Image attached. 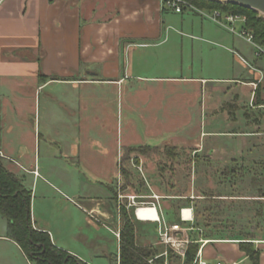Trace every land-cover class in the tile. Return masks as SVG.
Returning a JSON list of instances; mask_svg holds the SVG:
<instances>
[{"label":"crops","instance_id":"0c3cea01","mask_svg":"<svg viewBox=\"0 0 264 264\" xmlns=\"http://www.w3.org/2000/svg\"><path fill=\"white\" fill-rule=\"evenodd\" d=\"M184 11L177 13L164 10L160 0H0V157L5 166L16 175L20 173V170H24L27 174H33L35 178L41 177V168L37 164L36 157L35 160L30 159L29 151L36 149L37 142L40 143L42 139L45 145H51L47 142L55 143V134L50 126H56L57 122L60 126L57 133L62 130L71 131L69 126L77 128L78 125L72 123V125L66 123L62 125L60 121L52 117L51 111H44L42 120L44 122L41 126V118L39 117L38 121L36 114L34 115L32 111L33 107H36L38 96L44 91L48 92V99L54 97V100L60 101L59 106H67L66 111L72 115L75 100L69 95L70 92L82 90L79 99L80 110L85 111L97 105L95 99H92V93L87 94V91L96 87L106 90V95L101 98L100 109L104 114L101 127L107 134V141L93 142L99 145L101 158L105 156L101 161L98 157L95 158L97 166L93 169L98 175L93 173L94 176L99 177L100 174L102 179L107 181L113 177H119L122 151L128 146L179 145L195 147L201 151L204 140L212 137L214 138V145L211 147L213 151H218L220 148L223 152L222 136L225 134L216 128L217 115H219L216 111H221V107L216 106L210 109L204 103V93L208 88L206 86L212 78L196 77L190 73L186 75L152 74V71L158 67L156 63H152L154 60L152 53H157L160 48L166 46L169 41L168 36L170 39L172 36L181 38L184 35L181 30L185 27L184 19L176 28L172 21L175 15H182ZM193 11L197 13H191L196 14L195 16L201 15L199 17L202 20L210 19L205 12ZM201 28L192 29L194 34H190V37L198 41L206 37L205 31ZM171 30H174V35ZM195 57L196 55L193 54L192 58ZM175 64L183 73V64L178 66L176 60H173V68ZM193 64L192 61L188 65V71ZM255 71L260 74L259 77L249 72L248 79L233 77L212 83H236L240 92L248 88L251 100L254 98L255 89L252 84L257 81L259 84L264 79L263 69L256 68ZM59 92L66 97L58 98ZM261 92V98L264 99L263 84ZM201 95L204 100L201 101L199 111L202 114H206L209 110L213 111H210L208 125L205 123L207 130L201 134H204L203 143L199 140L200 142L196 144L191 142L193 133L198 132L195 123H192L194 115L192 112L196 108L195 100ZM237 96L239 94H236L235 98ZM130 100H133V106L139 111H148L149 117L140 114V119L145 125L146 136L143 137V132L135 127L132 137L127 141L123 136L120 123H116V116L124 113L120 110L121 108L123 110L125 102ZM113 101L117 102V109ZM177 106L181 109H175ZM177 111H180L178 116L182 115V122L179 128L174 129ZM74 112L76 114V111ZM31 122L34 124L31 125ZM161 124H169L171 128L166 132L172 135H168L167 139L161 138L158 144H151L150 142L159 141L158 127ZM79 129V141L70 145L72 155L76 152L80 155L82 150L78 145L83 142L81 133L88 130V127L80 124ZM54 130L56 131V128ZM116 133L119 137L121 135V139H118L117 143L114 140L108 142V137ZM151 138L154 140H150ZM167 141H171L172 144H168ZM85 144L82 148L86 157V153L89 152H86ZM89 170L91 171V168ZM111 174L113 176H110ZM157 189L158 191L153 192L154 195L160 197L165 194L160 192L159 188ZM55 192L65 196L59 188H56ZM109 201L93 199L91 211L99 216L98 218L110 222L108 225H113L115 221H110L113 213L109 209L111 205ZM157 208L162 221L138 219L137 237L144 245L161 247V255L164 260L166 259V264H178L167 254L170 249L168 244L161 240L160 226L170 227L179 223L181 230L172 234L179 240H187L189 244L190 232L195 230V211L192 205H182L181 208L193 209L194 221L178 222L173 220L175 215L169 209H161V206ZM33 225L37 229L47 231L46 228H40L34 222ZM118 229L121 234V227ZM112 232L117 236V256H119L121 237L117 235L119 234L117 229ZM199 237L201 246L196 260L200 258L208 264H251L247 254L240 248V240ZM9 240L23 252L16 242ZM87 242L89 245L94 243L88 239ZM254 243L262 250L260 264H264V240L256 239ZM99 245L102 244L99 243ZM56 246L87 264H95L72 249ZM100 253L98 256H101L102 260L109 259L105 249H102ZM24 256L27 258L25 253ZM108 261L109 263L106 264H112L111 258Z\"/></svg>","mask_w":264,"mask_h":264},{"label":"rangeland","instance_id":"374dc122","mask_svg":"<svg viewBox=\"0 0 264 264\" xmlns=\"http://www.w3.org/2000/svg\"><path fill=\"white\" fill-rule=\"evenodd\" d=\"M185 10L186 11H184L182 15H175L172 18V21H174V28H176V26L179 27L180 21L184 19L183 21L185 23V27L182 29L180 28L184 35H182L181 38L180 36L179 38L172 36L170 39L168 36L169 41L166 46L160 48L157 53H152V56H154L152 63H156V65H158L156 70L152 71V74L164 75L176 73L186 75L190 73L196 77H205L208 79L212 78V80L206 86L208 88H206V94L204 93V103H206L210 109H213L216 106L221 107V111H216V113H219V115H217L218 118L216 120V128L222 131H238V134H230L233 139L227 136L224 132L223 133L225 136H222L223 139L229 138L230 141L234 143L233 145L234 147L236 146L235 151L238 153V155L243 154V148L244 150H247L248 138L257 137L256 139L250 141L257 145V147L255 146L253 149L254 156H261L262 153H264V113L260 115V118H258L257 121H255L256 124L252 122L253 127H250L248 124L243 125V121H241L240 118L238 119L233 115L230 116V113L228 116V111H235L236 114L242 117V119L244 118L242 116V111L264 112V104L259 102L260 99L256 100L255 96L256 89L259 88L261 91L262 84L264 86V79L263 82H261L262 84L259 83L257 86L252 84L255 89L254 98L251 100L250 92L247 90L248 88H246V91L240 92V88L237 87L238 84L236 83H231V85L230 83L213 84L212 82L233 77H242L244 79H248L250 77L249 72L256 75V77H259L260 74L255 71V69L261 68L264 70V54L257 56L255 54L256 48L254 45L248 42L246 38L241 35L244 29L243 23H235L234 27L236 29L235 31H231L230 27L233 25L228 24L227 26L224 25V22L219 23L213 21L212 19L202 20L199 17L201 15L195 16L196 14L191 13L195 12L193 11L194 9H187L186 7ZM210 10L211 9H204V12L210 14L212 11ZM200 28L205 31L206 37H203L202 40L199 39V41L198 39L191 38L190 34H194L192 29L197 30ZM171 31L172 35H174V30ZM193 54L196 55L195 58H192ZM182 59L183 62H181ZM173 60H176L178 66L183 64V73L180 72V67L177 69V64H175L176 66L173 68ZM188 61L189 63H186ZM192 61L194 64L191 66L190 71H188V65ZM240 72H242V75ZM212 85L221 88L216 89L213 88L215 86ZM80 91L82 90H72L69 94L71 95L72 99L74 98L75 100V105L72 107V109L74 108L72 110V115L66 111L65 108L67 106H59L60 101L54 100V97L53 99H48V92L44 91L40 96H38L36 107L34 106L32 111L34 115L36 114L38 121L39 117L41 118V126H43L44 122L42 121L44 111H51L52 117L56 121H60L62 125L66 123L70 125L77 124L78 126L77 128L69 126L72 129L71 131L62 130L60 133H57L59 132L57 130H59L60 127L58 126V122L57 125L55 124L56 126H50L51 130H53L55 134V143L47 142L51 145H45L46 143L42 139L40 143L37 142L36 149H31L32 153L29 151V155H31L30 159L35 160L36 157L37 164L41 168L42 176L35 178L33 174H27L24 170H20V173L17 174V176L23 180V183L26 187L33 189L31 214L34 224L40 226V228H46L47 231L49 230L52 240L56 245L66 249H72L95 264L109 263L108 260L110 258L112 264H120V257L117 256L118 240L117 236L114 232H112V230L117 229L120 234L118 228L121 227L122 229L123 227V218L121 213L123 207L133 217V206H131L132 204H130V199L128 196L135 195L138 197L136 200L155 201L158 207L161 206V209H169V211L175 215L173 220H177L178 222L181 221L179 210L182 209V205H186L185 201L187 198L168 195L169 193L164 192L163 188H160L161 177L157 175L158 165H156V159L153 158L139 156L136 157L135 160L131 159L130 161V170L133 172L131 174L133 177L132 179L136 180L137 177L144 180V184L147 188H149V193L146 195L139 194L141 192H138V189H135L134 186L131 187L127 186L126 183L124 184L121 174L119 177H113L110 179V181L103 180L100 174V178L94 176L93 173L96 174V172L93 168L97 166L94 161L95 158L98 157L100 161L102 158H105V156L101 158V151L98 147L99 145H96L93 142L99 141L100 143H104L107 141V134L101 127L104 114L100 109L102 102L101 98L106 95V90L101 87H96L94 89L92 88L90 91H87V94L92 93V99H95V103L97 105L90 107V109L87 108L85 111L80 110ZM236 94H239L237 98H235ZM261 94L260 97H262ZM57 96L58 98L66 97L61 95L60 92L57 94ZM202 98L204 97L201 95L195 100L194 104H196V108H194L192 112V114H194L192 123H195V128L198 129V132L193 133L191 142L196 144L200 141L203 143L204 134H201L207 130L205 123L208 125L207 121L211 115L210 111H213L209 110L206 114H202V112L199 111L200 105L202 104L201 101L204 100ZM113 102L115 103V109H117V102ZM225 103L231 104L223 105ZM133 105V100L126 101L123 106V110L122 108L120 110L124 111V113L121 115L117 114L116 116V123H120V128L122 127L121 129L123 130V136L127 141L130 137H132L133 129L135 127L138 128L139 131L143 132V137H145L147 134L144 133L145 125H143L142 119H140V114L149 117L148 111H139V109L135 108ZM70 106H73V104H70ZM175 109H181V107L177 106ZM74 111H76V114ZM179 114L180 111H177V117L174 120V129L179 128V125L182 122V115L178 116ZM228 121L232 122L231 126ZM33 124L34 123L31 122V125ZM80 124L85 125V127L87 126L88 130L81 133V139L83 142L81 145H78L82 150L80 151V155H78V152L72 155L70 145L73 142L76 143L79 141ZM255 125L260 126L259 128H256ZM54 128H56V131ZM169 128H171L169 124H161L158 127V130L160 131L158 137L159 141L150 143L158 144L161 138L167 139L168 135H172L170 132H166ZM243 131H246L247 133H239ZM37 132L39 133V129ZM111 136L108 137V142H112L114 140L117 143V140L121 139V135L119 137L117 133L114 135L112 134ZM150 140H154V138H151ZM173 142L175 143V141ZM84 143H86L85 145L87 147L86 152H89L86 153L87 160L84 155V149L82 148L84 147ZM167 143L172 144L171 141H167ZM76 148L78 149V147ZM244 153V155H246V152ZM79 160L81 161L79 162ZM90 168L92 172L89 170ZM257 168L258 170L255 171L254 175L255 177L259 178L258 180L262 181L264 179V173H261V166H258ZM165 171L166 169H164L163 172L165 173ZM258 173H260V175ZM113 174L110 176H113ZM167 176L168 175L164 177ZM210 183H212V181ZM254 183L257 185L259 182L255 181ZM211 185L214 184L212 183ZM177 186L180 187L181 191H184V185L182 183L177 182ZM244 186L245 185L242 186L241 184L236 186L235 197L233 198L235 200L233 201L259 199L264 204V198L256 196L258 195L256 194V188H254L253 193H251L252 190L249 192L250 187L247 189L245 188V190L243 188ZM56 188L62 190L65 196H61L58 192L56 193ZM157 188H159L160 192L165 194L161 195L160 197L158 196L156 199L153 197V192L158 191ZM251 194L254 196L252 197ZM240 195H250V197L246 196L242 198ZM191 198L194 200V195ZM93 199H104L106 201L110 200L109 202L111 205L109 209L111 213H113V216L111 215L110 217V221H115V224L108 225L110 222L98 218L99 216L91 211V201ZM196 201L199 200L196 199L194 203L190 204L192 205L195 214H197L195 208H199L198 205H200L199 202ZM202 213L204 212H201V214L198 215V219L204 224ZM204 214L208 215V213ZM137 220H135L136 224L138 222ZM6 232L7 220L0 216V264H41L36 258L33 259L27 256V259L24 256V253L20 251L18 246L7 238ZM257 236L258 238H261L260 240L264 239V231H259ZM87 239L88 241H94V243L89 245ZM99 243L102 245H99ZM168 247L170 251L175 253L176 256L181 257V259L183 258V256L178 252H175L176 250L170 245H168ZM102 249L107 251L109 259L104 258L105 260H102L101 256H98L101 254L100 251ZM158 249H160L159 253L157 256H155V258L148 260L149 264H157L155 259H164V257L161 255V247ZM170 251H167V254H169ZM172 260L178 264H182L181 262H177L175 258H172ZM165 262H167L166 259L164 264H166Z\"/></svg>","mask_w":264,"mask_h":264},{"label":"trees","instance_id":"16d2710c","mask_svg":"<svg viewBox=\"0 0 264 264\" xmlns=\"http://www.w3.org/2000/svg\"><path fill=\"white\" fill-rule=\"evenodd\" d=\"M185 1L201 10L219 9L246 16L244 27L252 32L256 43L264 47V17L260 16L259 13L234 3H222L213 0ZM260 94L261 91L257 88L255 92L256 100L260 99L259 102L264 104V99H261ZM226 104L230 105L231 103L223 105ZM242 112L243 119L235 111H228V116L230 113V116L240 118L243 125L248 124L250 127H253V123L256 124L255 121L264 113L258 111ZM229 124L231 126L232 122H229ZM255 126L259 128L260 125ZM221 132L226 133L231 139L233 138L230 134H238V131L221 130ZM256 138H248L247 150L243 148L242 155H238L235 151L236 146L234 147V143L229 138L222 139L223 152L220 148H218V151H213L211 147L214 145V138L212 137L211 139L207 137L204 140L201 151H198L195 147L177 145L152 146L144 144L123 148L120 159V174L124 184L134 186L135 189H138V192H141L139 194H148L149 188L146 187L142 178L132 179L131 174L133 172L130 170V161L139 156L153 158L157 161V175L161 177L160 188H163L164 192L180 198L186 197L185 203L189 205L194 203L196 199L199 200L196 201L200 204L198 205L199 208H195L197 213L194 223L195 230L190 232V242L185 257L181 259L169 250L171 259L175 258L177 262L182 264H197L196 257L201 246L199 236H202L207 239L229 238L240 240V248L247 254L251 264H260L262 250L256 246L254 240L261 239L257 236L258 232L264 231V204L259 199L233 201L235 200L233 199L235 188L239 184L245 185L244 189L250 187L249 192L252 190L251 193L256 188V194H258L256 196L264 198V182H262L264 179L260 181L254 175L255 171L258 170V166H261V173H264V153H262V157L260 155L255 157L253 149L257 145L250 141ZM226 145L228 147L225 148ZM244 152H246V155H244ZM164 169H166L167 177H164L166 176L163 172ZM258 174L260 175V173ZM211 181L215 186L211 185ZM255 181L259 183L255 185ZM177 182L184 185V191L180 190ZM193 195L194 200L191 198ZM240 196L242 198L250 197V195ZM251 196L254 195L251 194ZM32 198L33 191L25 186L21 178L5 166L3 159L0 157V216L7 220V238L16 242L23 252L33 259L36 258L37 252L43 251L41 255L43 259L36 258L41 264H87L64 249L57 247L48 231L34 227L31 216ZM201 212L208 213V215L202 213L204 224L198 219ZM121 213L123 227L120 236V264H149L148 260L155 258L159 253V249L154 245H144L137 237V224L135 222L137 219L134 215V209L133 217L124 207ZM164 261L160 258L155 259L157 264H164Z\"/></svg>","mask_w":264,"mask_h":264},{"label":"built area","instance_id":"2783aa9c","mask_svg":"<svg viewBox=\"0 0 264 264\" xmlns=\"http://www.w3.org/2000/svg\"><path fill=\"white\" fill-rule=\"evenodd\" d=\"M160 2L164 10H171L177 13L183 12L186 9V7L187 9L198 10L199 12H202V13L204 12V10L196 8L195 6H193L192 4H190L189 2L185 0H160ZM205 14H207L208 17L215 22H219V23L224 22V25H227V26L228 24L233 25L230 27L231 31H235L236 28L234 27V25L235 23H238V22L243 23V27H244V23L247 19L246 16L244 15L233 14V13L225 12L219 9H214L211 11L210 14L209 13H205ZM241 35L245 37L248 42L254 45V47L256 48L255 54L257 56L264 54L263 47L259 45L258 43H256L254 39V35L252 34L250 30L244 27ZM257 84H258V81L254 83L253 85L257 86ZM128 197L130 199V204H132L131 206H133L134 214L137 219H141L140 212L142 209L143 210L154 209L157 215V219H151L150 216L147 217L148 211H143L142 214L143 216H145V220H155L158 222L162 221L159 216V211H158L157 204L155 203V201L136 200L138 197L135 195L128 196ZM153 197L156 199L158 198L157 195H154ZM180 217L182 221L193 222L194 221L193 209L192 208H182L180 210ZM180 229L181 227L179 224H174V225H171L170 227L161 225L160 234H161L162 242L170 245L172 248L176 250V252H178L184 257L186 254V250H187V244H188L187 240H179L172 234L173 232L180 231ZM117 235L120 236V234H117ZM196 261L198 264H208L206 261L200 258L197 259Z\"/></svg>","mask_w":264,"mask_h":264},{"label":"water","instance_id":"95a60500","mask_svg":"<svg viewBox=\"0 0 264 264\" xmlns=\"http://www.w3.org/2000/svg\"><path fill=\"white\" fill-rule=\"evenodd\" d=\"M222 3H234L243 7L252 9L253 11L264 17V0H213Z\"/></svg>","mask_w":264,"mask_h":264},{"label":"bare ground","instance_id":"6f19581e","mask_svg":"<svg viewBox=\"0 0 264 264\" xmlns=\"http://www.w3.org/2000/svg\"><path fill=\"white\" fill-rule=\"evenodd\" d=\"M143 211H148L147 217L150 216L151 219H157V215H156V212H155L154 209H146V210L142 209L141 212H140L141 213L140 214L141 219L145 220V216H143V214H142Z\"/></svg>","mask_w":264,"mask_h":264},{"label":"flooded vegetation","instance_id":"af4514ba","mask_svg":"<svg viewBox=\"0 0 264 264\" xmlns=\"http://www.w3.org/2000/svg\"><path fill=\"white\" fill-rule=\"evenodd\" d=\"M42 253H43V251L42 252H37L36 255H35V257L37 259H39V260L43 259V258H41Z\"/></svg>","mask_w":264,"mask_h":264}]
</instances>
